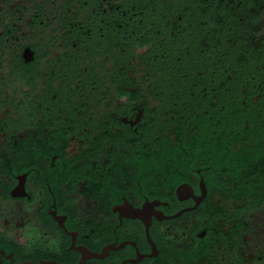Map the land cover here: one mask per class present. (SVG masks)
I'll list each match as a JSON object with an SVG mask.
<instances>
[{
    "label": "flooded vegetation",
    "instance_id": "flooded-vegetation-1",
    "mask_svg": "<svg viewBox=\"0 0 264 264\" xmlns=\"http://www.w3.org/2000/svg\"><path fill=\"white\" fill-rule=\"evenodd\" d=\"M264 264V0H0V264Z\"/></svg>",
    "mask_w": 264,
    "mask_h": 264
},
{
    "label": "water",
    "instance_id": "water-1",
    "mask_svg": "<svg viewBox=\"0 0 264 264\" xmlns=\"http://www.w3.org/2000/svg\"><path fill=\"white\" fill-rule=\"evenodd\" d=\"M43 264H53V263H43Z\"/></svg>",
    "mask_w": 264,
    "mask_h": 264
}]
</instances>
